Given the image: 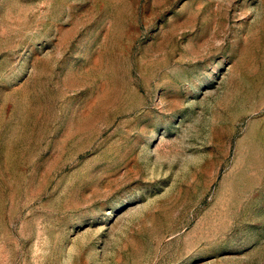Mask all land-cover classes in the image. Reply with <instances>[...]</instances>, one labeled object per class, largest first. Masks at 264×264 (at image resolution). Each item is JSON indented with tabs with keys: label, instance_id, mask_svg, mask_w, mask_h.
Wrapping results in <instances>:
<instances>
[{
	"label": "rangeland",
	"instance_id": "rangeland-1",
	"mask_svg": "<svg viewBox=\"0 0 264 264\" xmlns=\"http://www.w3.org/2000/svg\"><path fill=\"white\" fill-rule=\"evenodd\" d=\"M0 264H264V0H0Z\"/></svg>",
	"mask_w": 264,
	"mask_h": 264
}]
</instances>
